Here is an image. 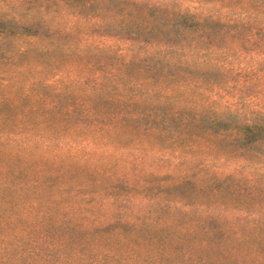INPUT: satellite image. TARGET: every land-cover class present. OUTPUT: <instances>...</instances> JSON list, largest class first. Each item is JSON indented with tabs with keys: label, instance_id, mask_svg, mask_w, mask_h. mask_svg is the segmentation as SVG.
<instances>
[{
	"label": "trees",
	"instance_id": "1",
	"mask_svg": "<svg viewBox=\"0 0 264 264\" xmlns=\"http://www.w3.org/2000/svg\"><path fill=\"white\" fill-rule=\"evenodd\" d=\"M181 1L147 0L142 6L137 0L130 5L128 0H45L49 15L15 20L18 31L6 33L43 44L23 47L19 56L35 50L48 58L61 50L74 65L57 72L36 68L0 99V264H110L114 259L101 244L121 237L106 230L119 221L125 224L133 204L184 214L199 211L203 217L158 240L152 255L140 253L143 245L131 248L121 264H139L142 258V264H166L179 254L188 259L212 249L224 252L230 242L236 249L244 247L252 264H264V210L260 217L241 214L237 219L230 213L236 208L229 210L224 199L241 164L264 157V95L249 111L217 110L216 97L205 94L212 90L193 78L206 65L202 48L215 44L212 26L221 25L223 38L239 41L235 30L249 26L251 16L222 23L190 13ZM258 1L264 10V0ZM113 2L128 7L116 11L108 6ZM60 12L75 20L86 17L98 27L126 17L122 27L133 24V35L142 36L121 50L106 44H57L54 33H43ZM259 15L256 25L264 31V11ZM257 42L259 62H264V39ZM263 79L258 82L262 91ZM150 155L200 168L168 184H160L164 179L150 169L144 178L123 170L114 174L121 166L139 169ZM225 166L229 172L223 174ZM251 184L257 189L255 181ZM120 190L124 194L118 195ZM238 192H230L235 200ZM109 210L112 216H106ZM129 227L134 231L138 226ZM101 234L103 239L89 237Z\"/></svg>",
	"mask_w": 264,
	"mask_h": 264
},
{
	"label": "rangeland",
	"instance_id": "2",
	"mask_svg": "<svg viewBox=\"0 0 264 264\" xmlns=\"http://www.w3.org/2000/svg\"><path fill=\"white\" fill-rule=\"evenodd\" d=\"M137 1L142 6L147 3V0ZM181 3L192 14H196L199 17H213L222 23H227L229 20H242L251 16L249 26L235 30L238 33L234 36L239 41L230 36L223 38L219 34V32L224 31L221 25L212 26L214 30L212 40L215 44L213 47L207 45L202 48V52L204 51L202 59L207 60L206 65L199 67L193 78L194 81L204 86V88L209 87L212 90L205 94L216 97L214 100H217V110H222L225 106L239 111H249L255 108L257 99L264 95V91L258 84L260 77L264 76V62H259L262 58L258 57L256 50L257 41L264 39V31L258 29L256 25L257 21L262 17V15H259L260 12L264 11L259 5L260 2L258 0H183ZM125 4L130 5L131 0H128ZM125 4L113 2V4L111 3L108 6L114 7L117 11L119 8H123L122 6L128 7ZM49 13L50 7L46 6L45 0H0V99L4 94L13 93L22 76L24 80L30 79L32 72L36 68H48L50 70L55 68L54 72H57L56 69L69 70L73 68L74 62L70 58H66L61 50H55L48 58L40 57L35 50H30L26 55L19 56L18 51L21 48L32 49L30 45L35 42L37 47L41 48L43 44L40 41H35L36 39L31 36L19 38L16 36L17 34H10L12 36L6 34L18 31L15 20L23 22L38 21L40 18L49 15ZM116 20L111 26L98 27L94 26L93 22H90L86 17L75 20L69 16H64L60 12L44 28L43 35L49 37L54 33V39L57 44L68 42L76 47L106 44L114 45L119 50L129 48L133 44L130 40L142 35H133V32H135L133 24L128 28L122 27V21H125L126 17H116ZM58 21L61 23L60 27L57 26ZM50 28L56 30L57 33L49 31ZM249 36L252 38L249 43H240V40H245ZM78 62L82 63L84 61L78 60ZM115 62V59L110 60L113 65ZM23 68H27L26 72L20 73ZM55 79L56 77L51 80ZM6 80H11V84H8ZM113 145L111 148L115 150ZM260 152L264 156V151L260 150ZM144 159L145 163L139 169H133L131 166L124 169L121 166L118 171H114V174L123 170L133 178H144L150 169L155 175L160 176V179H164V182H160V184H168L171 178H176L186 173L193 175L200 168L199 166L194 168L193 165L184 164L182 161L176 162L172 158L167 157L161 159L160 156L153 157L150 155ZM105 161L110 162L109 159ZM247 164H241L237 173L238 177L234 176L226 186L225 203L226 206H229V210L236 208L230 213L237 215V219L241 214H244V216L246 214H254L250 215L252 218L260 217V211L264 210V157L253 158L252 163L250 165ZM220 172L223 174L229 172L227 171V166L221 168ZM254 181L257 189L253 188L251 184ZM105 182L108 183L109 181L105 180ZM235 184H237V188ZM236 189L239 190V194H237L235 200L230 192H236ZM118 192H120L118 195L124 194L121 190ZM194 200L196 201L197 199ZM128 206L129 212L124 217L125 224L119 221L106 230L109 233L112 231L115 234L118 233L122 240L113 238L111 242L101 244L103 250L110 252L114 259L109 262L110 264L125 262L129 253H131L130 249L139 245H143L142 247L140 246V253L152 255L158 240L176 235L181 225H192L202 220L203 217V213L199 211H191L184 214V211L181 210L161 211L159 208L151 209L135 206L134 204ZM119 210V214L126 212ZM112 211H107L106 216H112ZM114 212L117 213V211ZM97 213L99 216H105V212L100 211ZM115 214L114 216L116 217ZM112 218L111 220H114ZM157 218L158 221L161 220L162 222L154 224L153 222ZM236 223L238 224L239 222L236 221ZM133 224L138 226L134 231L129 227ZM89 237L91 240L103 239L105 234H101L98 236L99 238L97 236ZM254 238V236L251 237L252 242L255 241ZM126 242L132 245L127 246ZM231 245V242L226 244L224 252L212 249L196 253L188 259L182 254L175 255L166 264H252L251 258L245 255L246 250L244 247L236 249ZM142 259H139V264H142Z\"/></svg>",
	"mask_w": 264,
	"mask_h": 264
}]
</instances>
